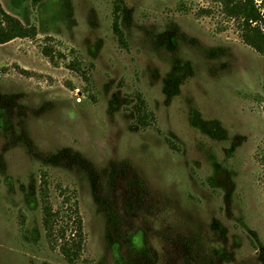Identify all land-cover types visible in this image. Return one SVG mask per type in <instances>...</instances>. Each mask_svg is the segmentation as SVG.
I'll return each mask as SVG.
<instances>
[{
	"label": "rangeland",
	"instance_id": "374dc122",
	"mask_svg": "<svg viewBox=\"0 0 264 264\" xmlns=\"http://www.w3.org/2000/svg\"><path fill=\"white\" fill-rule=\"evenodd\" d=\"M0 3L38 32L0 45V264H264V57L218 4Z\"/></svg>",
	"mask_w": 264,
	"mask_h": 264
},
{
	"label": "trees",
	"instance_id": "16d2710c",
	"mask_svg": "<svg viewBox=\"0 0 264 264\" xmlns=\"http://www.w3.org/2000/svg\"><path fill=\"white\" fill-rule=\"evenodd\" d=\"M221 7L222 13L227 19L233 20L237 23L241 33V39L244 44L252 48L258 54L264 57V8L263 3L258 6L255 0H212ZM212 10L203 9L201 15H211ZM116 20L115 32L122 37V31ZM38 35L36 27L25 26L20 20L7 13L0 3V45L8 44L17 39H35ZM45 57H47L51 64L55 65V58L53 51L49 48L42 50ZM70 69L80 71L78 62L70 65ZM146 116L142 123H146ZM44 199L47 194L44 193ZM44 226L50 237H56L57 240L64 242L62 246L63 254L70 262L77 259L82 250L84 241L83 223L79 215L78 208L72 211L70 221L72 226L71 238L67 240V226H59V212H54L49 204L44 206ZM55 233V235H54Z\"/></svg>",
	"mask_w": 264,
	"mask_h": 264
}]
</instances>
